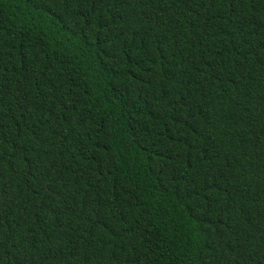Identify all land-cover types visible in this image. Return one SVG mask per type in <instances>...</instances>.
Listing matches in <instances>:
<instances>
[{
  "label": "trees",
  "instance_id": "trees-1",
  "mask_svg": "<svg viewBox=\"0 0 264 264\" xmlns=\"http://www.w3.org/2000/svg\"><path fill=\"white\" fill-rule=\"evenodd\" d=\"M0 264H264V0H0Z\"/></svg>",
  "mask_w": 264,
  "mask_h": 264
}]
</instances>
